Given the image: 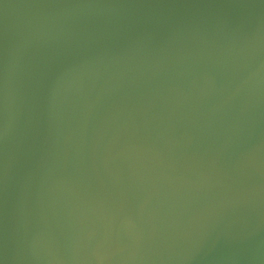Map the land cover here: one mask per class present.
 Listing matches in <instances>:
<instances>
[{
	"label": "water",
	"instance_id": "obj_1",
	"mask_svg": "<svg viewBox=\"0 0 264 264\" xmlns=\"http://www.w3.org/2000/svg\"><path fill=\"white\" fill-rule=\"evenodd\" d=\"M0 264H264V0H0Z\"/></svg>",
	"mask_w": 264,
	"mask_h": 264
}]
</instances>
